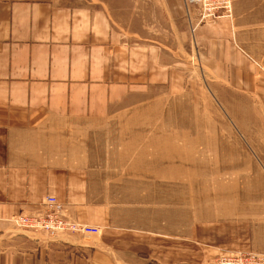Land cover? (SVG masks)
Returning <instances> with one entry per match:
<instances>
[{
  "label": "crops",
  "instance_id": "0c3cea01",
  "mask_svg": "<svg viewBox=\"0 0 264 264\" xmlns=\"http://www.w3.org/2000/svg\"><path fill=\"white\" fill-rule=\"evenodd\" d=\"M150 5L148 0H0V264H196L228 251L264 255L259 196L252 207L238 201L236 218L206 230L203 249L200 242L185 244L180 226L133 222L130 209L119 213L93 195L90 131L124 119L129 107L147 103L156 94L153 88L167 83L151 81L150 67L122 65L116 43L123 36L115 10ZM160 5L175 29L171 37L179 41L178 49L165 53L187 52L191 34L202 48L224 40L230 29L228 19L200 23L198 9L184 0ZM144 23V38L153 37L148 31H165L160 20ZM131 32L137 35L136 28ZM152 49L147 44L148 54ZM108 55L119 60L110 65ZM132 97L141 102L131 103ZM49 195L63 215L98 226L101 233L51 236L14 225V217L44 212Z\"/></svg>",
  "mask_w": 264,
  "mask_h": 264
},
{
  "label": "rangeland",
  "instance_id": "374dc122",
  "mask_svg": "<svg viewBox=\"0 0 264 264\" xmlns=\"http://www.w3.org/2000/svg\"><path fill=\"white\" fill-rule=\"evenodd\" d=\"M148 1L146 8L115 10L123 36L116 43L122 65L150 67L151 81L167 83L124 119L90 131L93 195L119 213L130 209L133 222L180 226L185 244L206 249L205 231L236 218L238 201L264 199V0H236L224 40L198 48L191 34L187 52L174 53L165 49H178L175 29L160 0ZM147 19L162 21L165 31L144 38ZM110 57V65L119 60Z\"/></svg>",
  "mask_w": 264,
  "mask_h": 264
},
{
  "label": "built area",
  "instance_id": "2783aa9c",
  "mask_svg": "<svg viewBox=\"0 0 264 264\" xmlns=\"http://www.w3.org/2000/svg\"><path fill=\"white\" fill-rule=\"evenodd\" d=\"M236 0H184L188 8L196 7L199 19L206 22H216L221 19H229L234 10ZM57 199L48 196L44 203V212L35 215H20L13 222L20 229L44 232L51 236L69 234L99 235L101 229L98 226H90L75 222L66 213L63 215L57 209ZM205 264H264V255L256 253H241L220 255Z\"/></svg>",
  "mask_w": 264,
  "mask_h": 264
}]
</instances>
